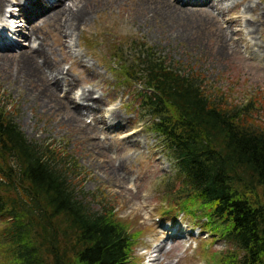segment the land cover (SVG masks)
Here are the masks:
<instances>
[{
    "label": "rangeland",
    "instance_id": "374dc122",
    "mask_svg": "<svg viewBox=\"0 0 264 264\" xmlns=\"http://www.w3.org/2000/svg\"><path fill=\"white\" fill-rule=\"evenodd\" d=\"M169 1L167 5L163 0H92L89 5L93 13L88 20L77 24L74 34L64 39L65 17L60 20L55 13L50 19L33 22L35 14L41 15L43 10L32 8L35 13L27 22L17 16L19 0H7L4 15L24 33L16 37L19 49L0 51V56L8 53L17 58L0 66V100L30 141L52 145L78 163L80 169L73 181L88 194L99 196L87 199L92 210H100L101 201L106 199L120 221L144 229L131 264H213L210 253L227 251L229 244L202 227L206 219L166 216L161 211L168 206L162 199L167 178L176 176L175 168L151 128L150 116L139 107L135 85L119 77L112 48L122 47L124 56L133 61L137 57L135 48L145 42L182 70L199 73L205 90L224 98V103L241 106L252 99L253 114L263 120L264 0H244L238 5L239 0H227L217 10L210 6L207 18L179 12L171 16L174 6L185 5L179 0ZM72 5L67 0V6ZM194 8L207 11L206 7ZM237 17L240 21L234 23ZM3 19L0 14V23ZM253 21L254 30H250L246 22ZM30 26L39 38L27 35ZM41 43L52 60L77 79L72 100L77 97L73 92H77L76 100L83 101V88L92 89L104 100L102 112L84 114L81 127L67 122L64 111L56 115L47 114V109L42 111L41 75L36 78L37 69L33 71L18 61L21 50L38 49ZM19 76L31 85L19 83ZM63 89L60 99L67 95L68 88ZM113 109L122 115L120 125L111 118ZM65 110L71 114L72 108L66 106ZM171 223L180 234L171 238L170 232L168 238ZM7 226L6 218L0 217V238ZM6 249V244H0V264H6Z\"/></svg>",
    "mask_w": 264,
    "mask_h": 264
},
{
    "label": "trees",
    "instance_id": "16d2710c",
    "mask_svg": "<svg viewBox=\"0 0 264 264\" xmlns=\"http://www.w3.org/2000/svg\"><path fill=\"white\" fill-rule=\"evenodd\" d=\"M112 50L119 77L135 85L139 107L175 168L162 213L206 219L202 227L229 244L210 253L213 264H264V119L253 114L252 99L224 103L205 90L199 73L145 42L133 61L122 47ZM77 169L52 145L30 141L0 100L6 264H131L144 229L120 221L106 199L92 210L87 199L99 196L78 188Z\"/></svg>",
    "mask_w": 264,
    "mask_h": 264
},
{
    "label": "bare ground",
    "instance_id": "6f19581e",
    "mask_svg": "<svg viewBox=\"0 0 264 264\" xmlns=\"http://www.w3.org/2000/svg\"><path fill=\"white\" fill-rule=\"evenodd\" d=\"M27 1L28 3L26 4L24 0H19V2L16 5V11L17 12L19 11V14H17V16H19L21 20H25L29 22L30 18L35 13V10L32 11V8H39L43 10V13H41V15L35 14L33 18V22L40 21L42 18L50 19L52 18V16H55V13L60 17V20H62L63 17H65L67 30H65V33L64 32L61 33V37H63L64 39L71 37L75 32V26L77 24H82L86 22L89 16L93 13V9L89 5L92 2V0H71V2L73 3L72 6H67V0H27ZM163 1L165 2V4L169 5L168 4V2H170L169 0H163ZM181 1L185 6H174L173 11H171L170 13L171 16H176V13L179 12L180 14L182 15L185 14L189 17L194 15H202L204 18H207L209 16L208 13L211 12L210 6L212 7L213 10H217L218 7H222L224 2L227 0H179V2ZM243 2L244 0H239L235 5H238ZM80 4H82L83 6H80ZM6 5H7V0H0L1 16L4 15ZM74 6H76V9L74 8ZM194 7H201V8L206 7L207 11L205 10L197 11L195 10ZM134 9L136 12L137 9L135 7V4H134ZM29 11H32V13L28 15ZM4 18H7L6 15H4ZM239 21L240 18L237 17L235 18L234 23H237ZM246 24L248 25V28L250 30H254V21L253 23L246 22ZM0 27H3L0 30V50L10 51L13 49H19L20 47L18 46L16 37L18 35H22V33L24 32L20 31L17 26L8 25L5 24L4 22L0 24ZM8 28H12L11 38H9L8 35L6 34V29ZM27 30L29 32L27 35H29L31 38L40 37L39 34H37L36 29L33 28L32 26L28 27ZM60 32L61 31H59V33ZM42 40L44 41V39ZM34 41H37V39H34ZM63 45L65 47H68L66 45L65 40H63ZM40 46L38 47V49L29 48V49L21 50L20 53L22 54L18 58V61L23 62L24 67H26V65L28 67L30 66L31 70L33 71L34 68L37 69L35 70L36 74H34L36 78L39 77V75H41L42 79H39L40 77L38 79L44 85L43 102L45 103V105L42 106V111H44V109H47L48 110L47 114H54V115L58 114L59 111H64L65 112L64 119H66L67 122L81 127V125H79V122L80 121L82 122L84 114L87 115L88 113H90L92 115H96L97 113L102 112L104 108L102 106L104 100L101 97H96L94 91L89 88L88 89L83 88L82 92L80 93V97L84 102L83 101L80 102L79 100H76V98L78 99L77 92H73L77 94V97L75 95V97H73L72 100L71 92L72 89L78 84L77 79L68 76V74L65 73L64 67L60 64V62H56L52 60L48 51L44 50L45 48L42 46V43L40 44ZM36 55H40V56L37 57ZM0 58L2 60V62H0V66L7 65V63H9L10 61L17 59L16 57L14 58L10 57L8 53L3 56H0ZM39 58L41 59L40 61ZM22 68L23 67H21V69ZM18 73H20V71H18ZM19 78L17 80H19V83H22V85L23 84L27 86L31 85V83L28 82V79L26 78L21 79L22 77L20 79ZM63 88H68L67 95L65 94V97L63 96L64 98L60 99L61 91H64ZM66 106H70L72 108L71 114H67V111L65 110ZM111 118L118 125H120L121 122H123L122 115L114 109L111 112Z\"/></svg>",
    "mask_w": 264,
    "mask_h": 264
}]
</instances>
